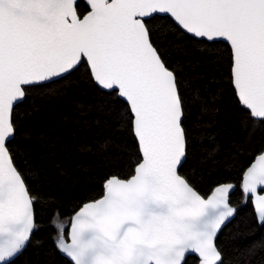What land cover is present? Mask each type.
Wrapping results in <instances>:
<instances>
[{"label": "snow or ice", "instance_id": "snow-or-ice-1", "mask_svg": "<svg viewBox=\"0 0 264 264\" xmlns=\"http://www.w3.org/2000/svg\"><path fill=\"white\" fill-rule=\"evenodd\" d=\"M0 0V264H11L34 227L33 201L14 166V105L29 89L87 62L95 82L126 98L142 160L127 180L72 220L71 243L56 224L57 246L74 264H222L214 239L235 209L232 185L203 198L178 174L186 156L184 109L176 76L151 39L148 21L166 15L197 41L229 44L240 103L264 120V0ZM242 190L264 221V154L245 171Z\"/></svg>", "mask_w": 264, "mask_h": 264}, {"label": "trees", "instance_id": "trees-1", "mask_svg": "<svg viewBox=\"0 0 264 264\" xmlns=\"http://www.w3.org/2000/svg\"><path fill=\"white\" fill-rule=\"evenodd\" d=\"M77 6L81 15L89 9L84 0ZM148 23L183 102L186 156L179 174L202 196L221 183L236 186L230 194L235 216L215 240L222 264H264V222H257L252 197L245 201L242 190L244 170L264 149V120L240 106L229 46L197 41L166 15ZM128 108L116 92L94 83L86 62L29 89L15 105V133L7 147L32 198L35 222L27 246L11 264H72L60 254L54 221L63 225L66 240L72 214L100 197L109 177L133 174L141 155ZM183 264L200 259L188 255Z\"/></svg>", "mask_w": 264, "mask_h": 264}, {"label": "water", "instance_id": "water-1", "mask_svg": "<svg viewBox=\"0 0 264 264\" xmlns=\"http://www.w3.org/2000/svg\"><path fill=\"white\" fill-rule=\"evenodd\" d=\"M78 1V0H77ZM84 2H85V4L88 6V11L90 10V6H89V0H84ZM87 13V12H86ZM85 13V14H86ZM177 25V24H176ZM180 28V27H179ZM182 29V28H181ZM183 30V29H182ZM184 32H186L185 30H183ZM187 33V32H186ZM187 34H189V33H187ZM189 35H191V34H189ZM192 36V35H191ZM223 42V41H222ZM226 43V42H225ZM228 46H229V44L228 43H226ZM87 63V62H86ZM87 65H88V68H89V71H90V66H89V64L87 63ZM230 74H231V72H230ZM64 75H66V74H64ZM63 75V76H64ZM90 75H91V78L93 79V77H92V74H91V72H90ZM55 79H58V78H54L53 80H55ZM52 80V81H53ZM93 81H94V79H93ZM231 82H232V86H233V88H234V84H233V81H232V78H231ZM94 83L100 88V89H102V90H105V91H112V90H109V89H103L101 86H99L98 84H97V82H95L94 81ZM234 91H235V95H236V97H237V99H238V95H237V92H236V90H235V88H234ZM117 93V92H116ZM117 96L120 98V99H122L124 102H126L127 103V101H126V98H123V97H121V96H119L118 95V93H117ZM238 101H239V99H238ZM17 103H19V102H16L15 103V105L17 104ZM239 103H240V101H239ZM15 105H14V107H15ZM127 105H128V103H127ZM240 106L241 107H243L244 109H246L245 108V106H243L241 103H240ZM128 107H129V105H128ZM248 112H249V110H247ZM255 119H260V118H255ZM260 120H262V119H260ZM133 131V130H132ZM134 135V134H133ZM135 137V136H134ZM13 137H10L9 138V140H11ZM135 139H136V141H137V144H138V140H137V138L135 137ZM8 140V141H9ZM138 147H139V144H138ZM139 152H140V155H141V160H142V153H141V151H140V148H139ZM261 154H264V149L260 152V153H258L255 157H254V159L251 161V163L247 166V168L244 170V172H243V175H242V181H243V176H244V173H245V171L256 161V159H257V157L258 156H260ZM141 160H140V162H141ZM185 160V158L182 160V163H183V161ZM139 162V163H140ZM138 163V164H139ZM137 164V165H138ZM137 165L135 166V168L137 167ZM15 166V165H14ZM180 167V166H179ZM179 167H178V169H179ZM135 168H134V172H135ZM134 172H133V174L132 175H134ZM178 174H179V172H178ZM132 175H130L128 178H119V177H117V176H115V175H113V176H111V177H117V178H119V179H121V180H127V179H129ZM180 175V174H179ZM183 177V176H182ZM110 178V177H109ZM108 178V179H109ZM184 178V177H183ZM107 179V180H108ZM185 179V178H184ZM106 180V181H107ZM189 183V182H188ZM232 185L233 187H232V189L230 190V193H229V205L231 206V207H233L234 209H235V207L230 203V194L235 190V188H236V186H235V184L234 183H231V182H225V183H221V184H218V185H216L214 188H212V190L206 195V196H202L192 185V187L194 188V190H196L197 192H198V194H200L203 198H205V199H207L212 193H213V191H214V189H216L218 186H220V185ZM26 185V184H25ZM27 188V187H26ZM104 193H105V190H104ZM104 193L100 196V197H98V198H96V199H94V200H90V201H87V202H85V203H83L73 214H72V216H71V218H70V221H69V226H68V233H67V239L65 240V242H67V243H71V239H70V232H71V227H72V220H73V217L76 215V213L77 212H79V210L81 209V207H83V205H85V204H87V203H89V202H93V201H95V200H99V199H101L102 197H103V195H104ZM258 194L259 195H264V192H259L258 191ZM33 207V206H32ZM252 208H253V212H254V214H255V217H256V220H257V222L258 223H263L264 221H261L259 218H258V215H257V213H256V211H255V209H254V205H253V202H252ZM235 213H236V210H235V212H234V214L231 216V217H229L225 222H224V224L221 226V228L224 226V225H226L234 216H235ZM33 216H34V208H33ZM34 222H35V219H34ZM221 228L218 230V232H217V234H216V237H217V235H218V233H219V231L221 230ZM33 229H34V227H33ZM33 229H32V231H31V233H30V237H29V239L25 242V245H24V247L22 248V250L19 252V253H21L22 251H23V249L27 246V244H28V242H29V240H30V238H31V235H32V233H33ZM216 237H215V239H214V242H215V240H216ZM215 246H216V244H215ZM59 251H60V254L63 256V257H65L66 259H68L72 264H74V262L72 261V259L69 257V256H67V254L66 253H64V252H62L61 251V249L59 248ZM219 251V250H218ZM19 253L17 254V255H19ZM16 255V256H17ZM188 255H194V256H196V257H198L200 260H201V258L198 256V254H187L186 255V257L188 256ZM15 256V257H16ZM15 257H13L12 258V260L15 258ZM185 257V258H186Z\"/></svg>", "mask_w": 264, "mask_h": 264}]
</instances>
